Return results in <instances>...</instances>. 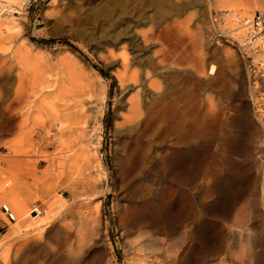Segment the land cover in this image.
Here are the masks:
<instances>
[{
  "label": "rangeland",
  "instance_id": "rangeland-1",
  "mask_svg": "<svg viewBox=\"0 0 264 264\" xmlns=\"http://www.w3.org/2000/svg\"><path fill=\"white\" fill-rule=\"evenodd\" d=\"M246 1L0 0V264H264V86L205 29Z\"/></svg>",
  "mask_w": 264,
  "mask_h": 264
},
{
  "label": "built area",
  "instance_id": "built-area-1",
  "mask_svg": "<svg viewBox=\"0 0 264 264\" xmlns=\"http://www.w3.org/2000/svg\"><path fill=\"white\" fill-rule=\"evenodd\" d=\"M224 18L222 12L211 13L208 16L205 28L208 40L220 47L223 45L232 46L254 89H261L264 86V15L256 11L251 19L236 20L238 28L244 32L242 43L231 38L228 30L222 29ZM262 150L264 152V140ZM1 211L7 221L15 222L14 216L8 208L3 206Z\"/></svg>",
  "mask_w": 264,
  "mask_h": 264
},
{
  "label": "bare ground",
  "instance_id": "bare-ground-1",
  "mask_svg": "<svg viewBox=\"0 0 264 264\" xmlns=\"http://www.w3.org/2000/svg\"><path fill=\"white\" fill-rule=\"evenodd\" d=\"M218 2H220V3H226L227 5H232V4H236V3H238V2H240V3H242V2H247L246 0H217ZM252 1H257V2H260V1H264V0H252ZM259 12V11H258ZM223 13V15H224V22H223V26H222V29L223 30H228V32L230 33V36H231V38H233V39H236L239 43H242L243 41V35H244V32H243V30H241V29H239L238 28V24L236 23V20H242V21H244L245 19H251V17L254 15H251V16H249V17H240V16H236V18L235 19H233V21H231L232 23H233V25H234V27H233V29L231 30V29H229V28H227L226 27V23H227V17H228V14L226 13V12H222ZM261 13V12H260ZM264 57V56H263ZM212 69V68H211ZM210 69V70H211ZM209 72V71H208ZM210 74H212V71H210L209 72V75ZM0 201H2V202H4L3 204H8L9 205V207L12 209V211L16 214V216H17V221H16V219H15V217H14V219H15V224H14V228L15 229H17V228H20V227H22L23 226V221H24V219H25V217H24V214H26V213H24L23 214V206H22V203H21V201L20 200H18V199H9V197L6 195V193L4 192V191H0ZM3 206H5L6 208H8L7 207V205H3ZM2 206V207H3ZM9 209V208H8ZM33 220L34 219H36L40 214H39V212H38V210L37 209H34L33 211H31L29 214H28ZM14 216V215H13ZM51 221L52 220H50V218H47L46 219V222H45V224H44V227L45 228H48L49 227V225H50V223H51ZM43 226V225H42Z\"/></svg>",
  "mask_w": 264,
  "mask_h": 264
}]
</instances>
